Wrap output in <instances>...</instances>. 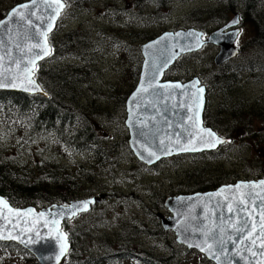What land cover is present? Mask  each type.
I'll return each mask as SVG.
<instances>
[{
	"label": "water",
	"instance_id": "95a60500",
	"mask_svg": "<svg viewBox=\"0 0 264 264\" xmlns=\"http://www.w3.org/2000/svg\"><path fill=\"white\" fill-rule=\"evenodd\" d=\"M24 4H31V1ZM49 4L52 6L49 7ZM57 7L58 5L52 0H36V4L32 6L34 15L31 16L33 21L31 25L17 18L8 20L15 8L0 22L4 25L0 27V58H2L0 59V80L8 84L15 77L17 85L0 88V91L49 96L35 80V70L39 63L51 55L52 48L48 37L55 29L63 10L62 8L56 15ZM236 20L239 23L233 24ZM49 24H51L50 31ZM239 26L240 15L237 14L226 27L212 34L207 40H203V32L190 29L177 33H164L141 47L144 61L140 82L126 103L129 146L140 162L153 166L163 159L178 155L214 151L226 143V140L216 134L215 137L208 136L207 130L213 131L204 128L206 89L200 86L199 79L196 78L184 85L178 83L182 86L180 89L152 88L146 93H141L138 89L141 83L147 86L153 79L159 85L177 84L162 83L165 73L179 58L199 52L207 45L220 48L215 59L217 67L235 59L239 54L235 46L241 32ZM43 32H47L46 44L50 53L36 60L33 67L28 64V61L34 58L35 53L43 49L33 48L29 52L28 46L36 43L44 44L45 41L41 35ZM148 45L153 47L149 48ZM165 61H167L166 66ZM26 67L30 71H24ZM30 80L34 83H30ZM196 81L199 83L195 84ZM194 84L195 87H193ZM200 88L203 89L202 93L198 91ZM192 93L196 94L195 97ZM197 109H199L198 116ZM190 116L192 119L188 118ZM189 133H193L195 138ZM217 138L224 142L218 143ZM161 140L164 141L163 145L160 143ZM182 146L195 147L199 150L180 151ZM165 147L170 148V154H164L162 149ZM149 151L156 152L160 158L149 157ZM141 156L144 158L142 159ZM237 185L241 187L236 188ZM237 185L225 186L206 194L169 199L165 207L171 212L173 218L164 224L166 230H172L175 233L179 245L189 250H196L214 264H264V248L261 247L264 244V236L260 235L261 218L264 217V185L260 182ZM0 200L6 201L1 197ZM100 200V198H90L71 202L66 204L69 208H64L65 205H53L40 212L29 208L33 212L27 215L23 213L29 209H14L6 201L7 207L0 204V237H3L0 238V242L20 245L29 251L39 264H62L70 250L68 237L62 231L63 223L88 213ZM83 202H89L86 210L79 207ZM72 205L78 206L75 215L71 214ZM9 209L12 211L10 212ZM17 212L22 214L17 215ZM41 212L45 213V216L40 217ZM53 220L58 221V224L54 226ZM245 220L247 224L244 223ZM239 228H243V231H238ZM65 236L66 239H64ZM252 241H255V244ZM62 245H66V250L63 252Z\"/></svg>",
	"mask_w": 264,
	"mask_h": 264
},
{
	"label": "trees",
	"instance_id": "16d2710c",
	"mask_svg": "<svg viewBox=\"0 0 264 264\" xmlns=\"http://www.w3.org/2000/svg\"><path fill=\"white\" fill-rule=\"evenodd\" d=\"M239 2L232 0L230 7L227 6L226 11L220 13L219 19L226 13L237 11ZM140 3L141 8L147 4L145 0H141ZM245 6L246 13L256 29L254 41L264 47V19L261 17H264V2L250 0ZM190 15L199 20V13ZM4 17V13H0V21ZM161 31H156V34L145 32L138 36H142L144 42H147L153 40ZM112 34L114 35L106 41L101 38L94 39V36H100L101 33L87 32L83 27L74 32L66 31L59 40H55L54 35L53 40L51 39L53 52L48 62L39 66L36 73L37 81L50 95L48 98L0 91V196L7 199L13 207L53 205L93 196L96 194L95 184L104 177L103 175L109 176V172L120 160L121 152L124 150L132 156L128 146V135L120 137L122 143L110 137L109 132L102 129L106 124L103 126L100 124V119L107 113L102 115L97 111V106L88 104L91 101L84 99L85 91L93 88L94 92L98 91L104 97L101 102L116 101L117 105L125 107L130 95L129 93L115 95L114 87L113 91L103 93L98 86L92 85L103 67V64H98V59L105 53L102 48L113 47L120 51L124 65L116 70L122 74L125 85L128 82L134 90L138 83L142 58L139 49L130 43L135 40H125L122 35ZM261 59L260 65L264 66V55ZM235 63L236 65L232 63L223 66L220 78L215 73L209 76L207 79L209 87L214 89L213 84L221 82L223 90L228 93L235 87V81L234 83L231 81L235 69L255 68L254 64L245 65L238 61ZM189 66L185 65V74L190 73ZM185 74L180 75V78L185 80ZM254 108L256 107H252V112ZM233 109H235L233 116L244 117L242 120L246 122L247 111L242 110L240 104L233 106ZM217 121L215 115L206 114L207 126H212L215 130L219 127L222 131L227 129L224 123L220 126ZM242 129L245 131L250 127L244 125ZM43 149L46 150L44 152L46 155L41 156V153L37 152L38 150L42 152ZM85 152L91 153L92 158H87L88 162L84 166L79 165L75 158ZM61 155L71 157L72 163L61 162ZM215 156L216 154L210 155L211 158ZM194 158L201 156L194 155ZM176 159L167 162L175 165ZM207 163L209 166L206 165L205 168L201 166L198 170L187 172L185 177V186L189 190L187 193L216 190L221 185L228 184L230 177L233 178V175L219 171L218 164H209V161ZM88 164L91 167H88ZM143 166L141 164V167L145 168ZM163 199L152 202L155 205L158 202L159 207ZM159 233H163L160 226ZM81 236L84 237L85 232H82ZM81 251L82 248L76 252L77 255L69 257L63 264H109L106 258H97L96 262L86 258ZM145 254L142 255L148 257V260L143 259L145 263L150 264L153 261L151 264H164L152 254ZM17 258L37 264L36 259L19 245L0 242V264H5L8 259ZM203 262L208 263L206 260Z\"/></svg>",
	"mask_w": 264,
	"mask_h": 264
},
{
	"label": "rangeland",
	"instance_id": "374dc122",
	"mask_svg": "<svg viewBox=\"0 0 264 264\" xmlns=\"http://www.w3.org/2000/svg\"><path fill=\"white\" fill-rule=\"evenodd\" d=\"M95 1L101 3L102 8L96 5ZM215 1L216 0H176L174 3L167 4V6L172 7L168 8V13H164L163 17H160V19H151L150 17L143 16L140 20L126 18L124 20L125 30L122 32L121 30H112L110 28L111 26L117 27L118 22L116 19L112 20L111 16L107 14V10L103 9L106 6H110L113 3V0H92L91 4L93 5L95 11L90 10L86 15H89L91 20H93L95 24H98V26H95L94 29L100 31L103 29H108V32H115L117 35H122V37L124 36L123 38L125 40L129 39L132 41L134 39L135 41L130 43L139 49V46L144 43L142 36H138L139 34L142 35L145 32H152L156 34V31L163 28L168 27V29H170L176 25L180 26L184 16L185 25L187 26L193 25L194 27L198 26L199 24L203 25L204 23H207L211 16L218 15L220 12H225L227 6L224 4V2ZM68 2L70 5H72L75 0H69ZM16 3L17 0H0V13H7L15 6ZM157 5V3L156 5L147 4L145 8L146 13L153 12L157 8ZM237 10L242 14L243 30L237 45L241 51L238 59L242 64L255 65L254 69L244 67L248 71H264V66L260 65L262 60L261 58L264 55V47L262 44L259 45V43L254 41L255 36L253 29L255 27L252 25V19L246 13L245 3L243 8ZM142 13L143 11H141L140 15H142ZM191 13H199V20H195L194 17L186 18V16H190ZM228 16L229 14L226 13L223 18ZM261 17L264 19L263 16ZM231 19H233V16H229V21ZM128 24L134 29H129L126 26ZM76 26V24L72 25V27ZM88 26L91 27L92 25L88 24ZM134 33L137 35L130 36ZM55 35V40H57L59 30ZM51 38L53 40L54 36ZM106 40L107 37L104 41ZM102 49L104 52H106L109 47ZM119 55L120 51L118 50H114L113 48L108 50V58L102 65L103 67L100 72L99 80L92 84L94 87L98 86L99 90L103 91V93L108 92L109 90L113 91V87L115 88L113 93L115 95L118 94V96L125 95L127 93L131 94L133 91L132 86L130 87L128 82L125 85L122 74H119V71H117L120 69V66L124 65V61H122L121 55L120 57ZM216 55L217 53L215 49L211 48L210 50V48H207L199 56L194 55L187 56L185 59L183 58L180 63H184L185 65L190 64L189 69H191L190 74H185V81H190L196 76L201 78V73H203L204 78L209 77L214 73L221 77L223 72L221 71V67L215 66ZM210 57L212 58L209 60ZM100 68L101 66L99 69ZM178 73V70L173 71V75H177ZM239 75L241 83L244 84L241 88L236 89L235 92L242 91L244 95L239 94L238 97L229 98L228 103L234 104L235 101L238 100L243 102H251V105L260 107L254 108V112H252V108H242V110H246L248 113V115L245 116L246 122L242 120L244 117H234L232 114H229L223 121L224 125L227 127L226 131L223 129V131H225L223 132L221 127L218 128L217 133L223 132V134L225 133L229 135L232 140L230 147H227L222 151V157L226 158V160L229 162V165H219V171L222 173H227L228 175H233L232 172L240 173V168L236 166H238L241 161L243 162V160L245 161L244 166H247V163H255L256 159H264V132L262 130V128H264V76H257L255 78L254 76L247 77L243 73H240ZM84 97V99H89L91 101L88 102V104L92 103L93 105L97 106V111L102 115L107 113V115L100 119V124H102V126L106 124V127H103L102 129L108 131L110 137H114L115 140H118V142L122 143L120 137L128 135V130L125 126V108L123 106H119V104L117 105L116 101L101 102L104 97L98 91L94 92L93 88L87 89L85 91ZM217 101V106L220 107L224 100H222V98H218ZM224 109L225 113L230 111V108ZM221 121L219 122L220 126L222 125ZM244 125H248L250 127V129L247 130L250 133V139L249 137L243 138L242 131L237 130L244 127ZM230 128L232 131L229 130ZM43 150L44 151L42 152L38 150L37 153H41V156L46 155V153H44L46 150ZM225 153H227V155H225ZM61 156L62 160L65 162L70 164L72 163L71 157L64 155ZM193 162L195 164L201 163L195 159H193ZM180 163L181 159L177 160L175 165L173 163H163L161 166L154 169L153 172L144 171L138 162L123 150L122 154L120 155V165L117 164V166L114 168V171L109 172L108 177L112 178H105V175H103L104 177H102L101 180H98L95 184L94 190L96 195H105V201L103 200V202L97 204L89 213L90 215H84L79 220L73 221L70 225H68V231L74 232L75 234H78V232H82L83 230H85V232H87V230L90 231L91 229L87 227L90 226V222L94 221L95 232L100 233L96 235L98 237L97 242H94L95 252H99L101 247H105L102 245V237L105 236L106 244L110 245L113 242L112 248L118 249V243L116 242V239L119 240L121 236H123L125 238V242L129 246L127 250H124V253L129 255V257L121 258L112 264H138L137 259L140 258L137 254H134V249L131 248V243L134 241L140 242L143 245H148L151 241L152 244L156 245L157 247V240L159 239H161L159 246L162 250H166V254L168 250V248L165 247L166 245H173L175 248L172 255L167 254V259H164L159 255L158 259H161L160 262L164 264H206L203 262L204 259L196 253H190L187 251L182 253L181 249L174 242L170 244L168 240H164V237L159 238L156 236V233H154L156 230V222H160L159 215L161 214V210H158L152 201L161 200V197H164L165 201L167 198L178 197L179 195H174V192L176 191L182 192V195L189 194L187 193L189 190L186 188V186H183L185 185V177H187V172L198 170L201 166H204L205 168V166L208 165L207 163L205 165L183 167ZM86 170H88V168ZM181 175L184 176V178L181 179ZM171 178L172 181H170ZM161 182L162 184L158 185ZM173 184L176 187L172 188ZM164 200L162 201V207L164 206ZM37 209L40 210L41 208ZM84 224H86V227ZM152 225L155 226V229L151 227ZM146 232H153L154 234L149 237L146 235ZM120 233L121 235L116 238L117 234ZM85 236L80 242L83 243L84 247L88 250L89 247L87 246V234ZM155 236L157 238H155ZM98 244L99 247L96 248ZM69 257H73V252ZM5 264L31 263L26 262L24 259L17 258L8 259Z\"/></svg>",
	"mask_w": 264,
	"mask_h": 264
},
{
	"label": "flooded vegetation",
	"instance_id": "af4514ba",
	"mask_svg": "<svg viewBox=\"0 0 264 264\" xmlns=\"http://www.w3.org/2000/svg\"><path fill=\"white\" fill-rule=\"evenodd\" d=\"M69 1V0H66ZM78 1V2H77ZM92 1V0H91ZM91 1L88 0H75V2L70 5L69 4V12L71 13H78L79 15H85L82 16L84 18V20L86 18H90L89 15H86L88 13V11H95L93 5L91 4ZM94 1V0H93ZM154 1V0H152ZM218 2L221 1H226V5L230 6L232 0H216ZM241 2L244 0H240ZM96 2V1H95ZM141 0H113V3L110 6H106L103 9L107 10V14L109 16L112 17V19H117L118 24L117 27L112 26V29H120L121 31L125 30V23L124 20L125 18H133V19H138L139 20V16L141 14L142 8H141ZM176 2V0H160V1H156L157 8L153 11V16L157 17L160 16L164 13V10L167 6L168 3H174ZM155 3V1H154ZM155 3V4H156ZM96 5L100 6L102 8L101 3L96 2ZM68 12V11H67ZM226 19L222 20V21H218L215 25V27H213L212 29H220L224 26H226L228 24L225 23ZM89 23L94 24L93 20H89ZM122 23V24H121ZM98 25V24H96ZM122 25V26H121ZM177 28H184L185 29V16L184 19L182 21V24L180 26H176ZM242 30V28H241ZM243 33V30H242ZM241 33V35H242ZM263 132H264V128H262ZM223 137L225 138H230L229 135L225 134L223 135ZM231 139V138H230ZM263 140H264V136H263ZM226 146H230L226 145ZM222 152V151H221ZM245 162H240L238 164V166L240 168V173H236V172H232L233 174V178L230 177V180L228 181V185H235L237 183L240 182H260V181H264V159H259V160H255V163H247V166H244ZM166 217H169V213L164 212ZM167 232V231H166ZM165 238L168 240H174L173 234L171 232L165 233ZM182 253H185V248L181 249ZM138 255V257L140 258V260L144 259V260H148V257H142L140 254L135 253ZM153 263V261H152Z\"/></svg>",
	"mask_w": 264,
	"mask_h": 264
},
{
	"label": "snow or ice",
	"instance_id": "6c2138e0",
	"mask_svg": "<svg viewBox=\"0 0 264 264\" xmlns=\"http://www.w3.org/2000/svg\"><path fill=\"white\" fill-rule=\"evenodd\" d=\"M52 2L54 4H56V5H58V7L55 10L56 15H58L59 12H60V10L64 7V5H63V3H61V0H52ZM35 4H36V0H31V4H23V5L18 6L17 8H15V9L12 10V12L10 13V15L8 17V20L9 21H12L13 18H17L19 20H24L29 25H31L33 23L32 19H31V16L34 15V12L32 11V6H34ZM51 6L52 5L49 4V7H51ZM237 23H239L238 20L233 21V24H237ZM3 26H4L3 24H0V27H3ZM48 30L49 31L51 30V24L48 25ZM41 35L44 38V41H45L44 44L36 43V44H33V45L28 46V51L29 52H31L33 48L43 49V51L35 53L34 54V58L28 61V64L32 65L33 67H35L36 60L42 59L43 56L48 55L50 53V50L48 49L47 44H46V41H47V32H43V33H41ZM177 35H180V34H177ZM189 35H192V33H189ZM157 43H159V41ZM147 47L151 48V47H153V45H148ZM0 59H2V58H0ZM166 64H167V61H165V66H166ZM25 71H30V70L27 69V67H26ZM29 82L30 83H34L31 80ZM198 83H199L198 81L195 82V84H198ZM195 84L193 85V87H195ZM9 86L10 87H16L17 86L16 83H15V77H13L11 83H8V84H6L2 80H0V88L9 87ZM181 87L182 86L180 84H178V83L177 84H171V85H169V84L159 85V84H156L155 83V80L153 79V80H150L148 82L147 86L144 83H141L140 86H139L138 91L141 92V93H146V92H148L149 89H152V88H160V89L167 90V89H170V88L171 89H180ZM25 90H27V89H25ZM198 91L202 93L203 92V89L200 88V89H198ZM195 95H196L195 93H192V96L195 97ZM196 115L197 116L199 115V109H197ZM188 118L189 119H192L191 116L188 117ZM201 131H205V130L201 129ZM189 135H193V137L195 138V136H194L193 133H189ZM207 135L208 136L215 137V133L211 132L210 130H207ZM217 142L218 143H223L224 141L219 140V138H217ZM160 143H161V145H163L164 144V141L161 140ZM212 146H214V145H212ZM179 150L180 151H197L199 149H197L195 147L182 146V147H180ZM162 151H164V154L167 155V154H170V151L171 150H170V148L165 147L164 149H162ZM148 156L149 157H154L155 159H159L160 158L156 154V152H153V151H149L148 152ZM141 158L143 159L144 157L141 156ZM260 183L262 185H264V181H261ZM239 187H241V186L240 185H237L236 186V188H239ZM217 195H219V193H217ZM88 203L89 202H83V204L80 205L79 207H82L83 209L86 210L87 209V206H88ZM0 204H3V205H5V207H7V202L6 201L0 200ZM64 208H69V206L68 205H65ZM71 209H72L71 214L72 215H75L76 214V211L78 209V206L77 205H72L71 206ZM9 211L11 212L12 209H9ZM32 212H33V210L32 209H29V210H27V212L23 213V215H27V214L32 213ZM16 214L17 215H21L22 213L17 212ZM39 216L40 217H43V216H45V213L41 212V213H39ZM261 219H262V222H261L262 231H261L260 235L261 236H264V217H262ZM52 223L55 226V225L58 224V221L53 220ZM244 223L247 224V221L245 220ZM46 225H47V222H46ZM237 230L238 231H243V228H239ZM250 234L251 233H249V235ZM37 235H39V234L37 233ZM0 238H3V237H0ZM64 239H66V236L64 237ZM252 243L255 244V241H252ZM209 247H211V245H209ZM261 247L264 248V244H262ZM65 250H66V245H62L61 246V251L63 252ZM201 250L202 251H206V249H201Z\"/></svg>",
	"mask_w": 264,
	"mask_h": 264
},
{
	"label": "bare ground",
	"instance_id": "6f19581e",
	"mask_svg": "<svg viewBox=\"0 0 264 264\" xmlns=\"http://www.w3.org/2000/svg\"><path fill=\"white\" fill-rule=\"evenodd\" d=\"M18 36V35H17ZM21 36V35H20ZM26 36V35H25ZM12 40V39H11ZM25 40H27V39H25ZM15 41V40H14ZM20 41V40H19ZM22 42V41H21ZM26 43V42H25ZM20 45V44H19ZM23 45H24V43H23ZM27 45V44H26ZM29 45V44H28ZM22 49V48H21ZM27 50V49H26ZM32 56V55H31ZM34 57V56H33ZM21 59H23V57L21 58ZM26 61V60H25ZM24 69V68H23ZM24 71H25V69H24ZM236 91V90H235ZM233 120H234V118H233Z\"/></svg>",
	"mask_w": 264,
	"mask_h": 264
}]
</instances>
